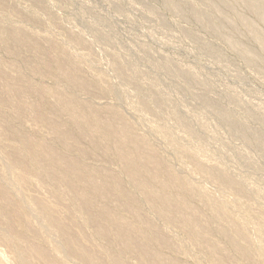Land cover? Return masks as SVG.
Returning <instances> with one entry per match:
<instances>
[{
    "label": "rangeland",
    "instance_id": "obj_1",
    "mask_svg": "<svg viewBox=\"0 0 264 264\" xmlns=\"http://www.w3.org/2000/svg\"><path fill=\"white\" fill-rule=\"evenodd\" d=\"M263 14L264 0H0V80L4 75L23 88H35L23 99L11 98L0 88V186L21 212L19 219L12 217L16 229L59 264H89L68 249L39 210L36 203H44L105 264H113L112 254L126 264H148L109 228L107 236L97 233L63 182L69 179L78 192L145 233L151 251L182 264H214L206 243L191 237L181 215L172 213L176 222L159 215L131 181L111 135L93 120L92 110L98 109L101 119L125 125L162 161L163 178L153 179L145 167L140 178L195 209L210 229L209 240L231 262L264 264ZM12 29L25 42L14 39ZM68 77L84 83L73 85ZM42 88L74 99L86 120L65 112ZM32 102L56 122V129L37 120ZM88 120L93 125L84 123ZM66 131L74 140L62 136ZM13 132L78 157L89 168H107L132 197L126 198L113 179L101 175L96 177L100 183L111 184L107 199L63 166L51 164L58 179L37 168L24 169L8 154L24 153ZM219 174L233 183L222 181ZM137 215L169 244H157L151 227ZM0 228V264H39L24 253L10 230ZM220 228L241 236L248 259Z\"/></svg>",
    "mask_w": 264,
    "mask_h": 264
},
{
    "label": "bare ground",
    "instance_id": "obj_2",
    "mask_svg": "<svg viewBox=\"0 0 264 264\" xmlns=\"http://www.w3.org/2000/svg\"><path fill=\"white\" fill-rule=\"evenodd\" d=\"M11 32L12 35L14 36V39L18 38L17 40L21 39V41L25 42L23 35H20L18 31L12 29ZM57 65L59 66V68H62L64 64L61 61H59ZM0 75L2 76L1 72ZM1 78L2 79L0 80V86H1L0 88L7 91L11 95V98L23 99L25 93L35 90V88L33 87H29V90L27 89V87L23 88L18 84H15L13 81L9 80L4 75ZM68 79L73 85L82 86V84L84 83L74 77H68ZM42 93L52 95L54 96V98L56 97L58 104L61 106V108L65 110V112L71 113L73 115H78L79 117L86 120V114L84 113V111L77 109L76 107L77 102L74 99H69V97L63 94V92H59L54 88H44ZM30 105L36 111L37 120H39L43 124L47 123L48 125L53 126L55 129L57 128L56 122L48 120L47 117L44 115L43 111L38 109L39 107L36 106L34 102H32ZM92 111H93V120L95 121V123L97 124L99 123L101 127L107 132V134L111 135L108 136L112 138V142L114 140V143L116 144L115 145L116 146L115 150L117 152L116 156L119 162L123 165L126 173L130 176V179L134 183V185H136L137 188L141 190V192H143V194L146 196V198L152 205L153 209L159 215L166 217L171 222H176V218L175 216L173 217L172 213L173 212L179 213L183 219V222L185 223L184 227L189 232L191 237L200 238L206 243L205 245H207L213 257L214 264H234L233 262L230 261L229 256L225 252H223L221 247L217 246L216 243L209 240L210 229L208 228L206 223H204L202 220L199 219V216L197 215L195 209L190 207L185 201L179 198L176 199L175 197L168 195L167 193H165L166 191L158 192L157 190L153 189L154 187H151L147 179L140 178L139 174L141 169L143 170V167L147 169V172H149L152 175L151 177L153 179L155 177V179L159 180L158 178L160 177L163 178L164 175L162 173V169H163L162 161L156 155H154L150 150L143 147L144 141L142 142L140 137H135L134 135L130 134V132L128 131L125 125H116L113 122L101 119V115H100L101 112L98 109H93ZM84 123L91 125L94 122L88 120ZM82 131L85 130L82 129ZM66 132L65 133L62 132V136L65 139L72 140L73 135L70 132L68 133ZM15 133L23 146L24 153L22 154L23 156H21L19 153H15L16 155H18L16 156L10 150L11 152H8V154L9 157L15 163L19 164L24 169L32 170V168H37L41 171L51 173L52 179H58V177L57 178L55 177V173H54L55 171H53L54 168L51 167V164L60 167L63 166V168H66V171L74 174L80 181L85 182V184L87 183L90 189L94 192V194L98 195L100 198L107 199L112 192L110 186L111 184L108 185L105 184L104 182L100 183L96 177L97 175L99 176L101 175L104 178L113 179L114 185L116 186L115 188L118 190V192L124 194L126 198L130 199L129 197H132L129 194V192H127L125 186L121 183V181H119L117 176L114 173L109 172L107 168L103 169V167L99 168L96 166L94 167L90 166L89 168L87 167L88 165L85 166L82 163L81 159H79L78 157H72L66 153L59 152L54 147L47 145L44 141L37 140L34 137L32 138L24 134L23 132H15ZM71 147L69 146L68 148ZM105 149H109V147H106ZM26 159L28 161H26ZM219 175L222 181H226V183L229 184L233 183V179H230V177L225 178V175L223 174H219ZM170 178L169 177L166 179L164 178L165 180L162 181L164 186H168V182L171 180ZM67 180H64L63 182L66 184L67 188H70L75 193V198L79 204L81 214H83L84 219L89 224L93 225L96 228L98 234L102 236H107V234H109L108 233V228H109L112 231V234L116 236V238L122 243V245L124 243V245L126 246L125 248H129L130 250H135V252L138 253L143 258L142 260L146 261L148 264H182L178 262V260L177 261L174 259L167 260L166 258H164V256L157 254L154 251H151L148 248L146 241L147 237L145 233L137 229V227H135L133 223L130 222L128 223L127 221H125V219L120 214L116 213L115 211H111L109 207L105 206L104 204L103 205L102 204L100 205V203L98 204L95 201V199H93V197H91L90 195L87 196L78 192L77 189L74 188L75 185L72 186ZM85 194H87V192ZM12 198L10 197L8 192L3 187L0 186V202L6 207L13 210L12 213L9 212L7 213L0 206L1 227L10 230L13 236L17 239V241L22 242L21 245L23 247L22 249L24 253L33 256V258L39 264H57L58 262L53 257L54 255L48 253L49 251L47 252L45 250L46 248H43L39 244L28 240L26 238V236L28 235L25 236L23 232L16 229L12 221V217H14L15 219L17 218L19 219V217L22 215L20 210H18V208L16 207V203H15L16 200L14 201ZM36 204L39 210L45 216V218L49 221V223L56 229V231H58L63 236L65 240V244L67 245L68 249H70L72 252H76L89 264H105L104 260H102L101 257L93 253L86 245H84L80 241L75 231L70 227L69 223L68 224L64 223L61 217L56 215L48 207H44V203L40 204L37 202ZM136 218L140 222L144 221L146 224H148L146 226L151 227L152 232L155 234L157 244L162 246L169 244L167 237L162 233H160L153 224L151 223L149 224L147 220L144 219L143 216L137 215ZM106 223L109 224L107 225L108 227L106 226ZM219 230L230 241V243L233 245V247L237 252H239L242 256L246 257L247 259L249 258V252L245 249L244 245H242L240 241L241 236H238L237 233H231L230 231L228 232L224 228H220ZM119 258L116 257V255L112 254L110 255L111 261L110 260L109 261L112 262L113 264H126L125 262H123L124 260L122 258L120 259ZM59 263L62 262L60 261Z\"/></svg>",
    "mask_w": 264,
    "mask_h": 264
}]
</instances>
